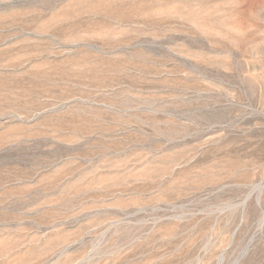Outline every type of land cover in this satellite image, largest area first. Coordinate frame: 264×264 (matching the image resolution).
<instances>
[{
	"label": "rangeland",
	"instance_id": "374dc122",
	"mask_svg": "<svg viewBox=\"0 0 264 264\" xmlns=\"http://www.w3.org/2000/svg\"><path fill=\"white\" fill-rule=\"evenodd\" d=\"M0 264H264V0H0Z\"/></svg>",
	"mask_w": 264,
	"mask_h": 264
}]
</instances>
